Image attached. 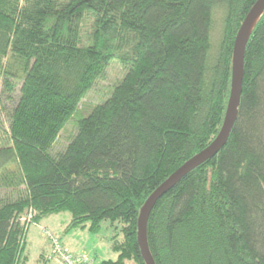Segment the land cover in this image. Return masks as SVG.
<instances>
[{
	"label": "trees",
	"instance_id": "obj_1",
	"mask_svg": "<svg viewBox=\"0 0 264 264\" xmlns=\"http://www.w3.org/2000/svg\"><path fill=\"white\" fill-rule=\"evenodd\" d=\"M257 1L0 0V98L20 87L0 123V264H27L30 226L63 212L66 233L111 221L118 258L99 264H146L140 211L220 135ZM113 60L124 78L81 117ZM147 234L156 264H264V12L226 145L158 201Z\"/></svg>",
	"mask_w": 264,
	"mask_h": 264
},
{
	"label": "rangeland",
	"instance_id": "obj_2",
	"mask_svg": "<svg viewBox=\"0 0 264 264\" xmlns=\"http://www.w3.org/2000/svg\"><path fill=\"white\" fill-rule=\"evenodd\" d=\"M106 72H108L106 78L98 82L84 100L85 111L81 117L88 115L95 105L103 103L110 98L114 88L126 74V71L117 60L111 62ZM19 89L20 87H17L13 94L15 101L20 95ZM14 102L7 101L3 96L0 98V123L4 125L5 129H8L5 111L14 108ZM75 134V126L68 125L53 147L54 154L63 152L70 142L69 138L71 139ZM5 193L6 191L0 188V198ZM70 220L71 214L63 212L53 215L39 224L30 226L31 229L29 228L30 231L27 234L26 250L24 252V256L27 257V264H45L46 261H40L41 255L46 256V264H65L64 261L54 256L51 241L45 235V230L58 238L63 248L64 245H67L71 250H80L82 253L75 254L64 248L67 253L80 256L83 259L81 264H99L102 261L116 260L118 258V255L111 250V239L116 233L111 227V221H104L100 232L96 234L88 231H71L69 234L65 232V229Z\"/></svg>",
	"mask_w": 264,
	"mask_h": 264
},
{
	"label": "water",
	"instance_id": "obj_3",
	"mask_svg": "<svg viewBox=\"0 0 264 264\" xmlns=\"http://www.w3.org/2000/svg\"><path fill=\"white\" fill-rule=\"evenodd\" d=\"M263 12L264 0H258L245 18L236 36L232 62L231 92L224 125L220 135L209 146L192 157L173 173L169 179L153 193L140 211L138 220V244L146 264H156L150 251L147 234L148 221L154 207L164 195L173 189L188 174L197 167L213 159L224 148L229 139L243 92L244 64L248 39Z\"/></svg>",
	"mask_w": 264,
	"mask_h": 264
},
{
	"label": "built area",
	"instance_id": "obj_4",
	"mask_svg": "<svg viewBox=\"0 0 264 264\" xmlns=\"http://www.w3.org/2000/svg\"><path fill=\"white\" fill-rule=\"evenodd\" d=\"M45 235L50 239L52 244V249L55 257L64 261L65 264H81L83 259L80 256H74L65 251L60 240L56 238L53 234L44 231Z\"/></svg>",
	"mask_w": 264,
	"mask_h": 264
},
{
	"label": "crops",
	"instance_id": "obj_5",
	"mask_svg": "<svg viewBox=\"0 0 264 264\" xmlns=\"http://www.w3.org/2000/svg\"><path fill=\"white\" fill-rule=\"evenodd\" d=\"M30 229H31V227H30ZM30 229H29V231H30ZM69 234H70V232H69ZM64 248L66 249V250H68L69 252H72V253H75V254H77V253H82V252H80V250H71V248L70 247H68L67 245H64ZM49 255V254H48ZM46 263H47V261H46ZM45 263V264H46ZM55 264V263H54Z\"/></svg>",
	"mask_w": 264,
	"mask_h": 264
}]
</instances>
